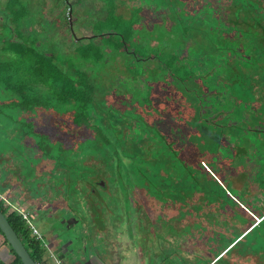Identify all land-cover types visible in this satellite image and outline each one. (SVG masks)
Here are the masks:
<instances>
[{"label": "flooded vegetation", "instance_id": "af4514ba", "mask_svg": "<svg viewBox=\"0 0 264 264\" xmlns=\"http://www.w3.org/2000/svg\"><path fill=\"white\" fill-rule=\"evenodd\" d=\"M8 1L7 3L5 2L4 8H0V15L2 16L0 26L4 23L7 27L5 34L0 36V66L11 63V59L17 57L15 50L10 48L11 43L32 42L33 46L40 48L45 54L54 56L53 60L57 62L55 57L57 58L59 49L64 53L70 54L76 43L81 41L86 42L91 38L99 40L101 35L107 33L104 30L98 32L94 28L95 22L93 24L87 23L86 20L80 18L86 14L87 2L82 4L80 0H49L50 4L46 5L45 0H37L36 4H34L35 7H33L31 5L32 2L27 0L26 5L29 8V13L24 14L23 17L16 21L14 19L13 9L6 7ZM100 1L102 3L97 7L95 2L90 0L92 5L90 9L91 15L95 16L96 12L107 7L105 0ZM110 1L112 2L111 6L114 13L124 18H130L137 11L140 17L139 23L135 24V28H141L142 25L148 30L147 26L143 25L145 9L136 6L132 9L131 14L125 17L116 12V0ZM259 1L264 17V0ZM59 2L65 3L67 10L64 12L61 11L58 7ZM76 4H82L84 6L81 16L75 14L74 7ZM234 10L235 8L230 5V18L235 19L233 16ZM155 19L159 20L160 18L156 17ZM165 19L172 26L173 22L171 21L170 12L169 16ZM237 21L241 22V25L243 23V26L253 25V29L257 33L248 36L245 33L238 34L240 39L238 40L239 47L237 49L240 55L238 56L236 53L230 52V85L234 83L243 88L245 86L244 84H246L251 90L250 93H253L256 101L253 100L250 104L252 108L251 114L257 120L255 124L246 120L243 123L245 124L244 130L247 129L252 133L258 134V132L264 130V112L256 110L259 107V101L264 103V18H262L261 23H255L251 18L250 20L247 18L244 22L238 18ZM32 24L33 26H31ZM35 24L40 28L37 29ZM77 24L86 27L88 33L77 35ZM155 24L157 23L153 24V29ZM164 30L169 32L167 39L158 40L159 38L156 37L140 39L143 45L151 48L147 54L135 55L131 53L133 50L124 51L127 56V62L130 64L129 67L133 70L139 67L141 70L135 73L132 76L133 78L128 76L130 73L126 70L127 66L124 67L125 62L121 54L114 55L110 65L100 72V88H94L99 96L98 99L102 100L99 104L101 117L98 121H96L92 114L86 117L83 116L76 121L73 113L66 112L60 114L53 109H36V113L32 115L31 129L34 132L45 134L50 139L56 137L65 147L75 149L80 143L89 144L91 141H94L99 147H103L101 150L95 151L98 153L93 154V152L91 154L88 151V153L80 154L77 159L72 160L70 164L72 166L75 165L72 167L74 170L72 176L68 174L66 168L63 170L64 173L66 172L65 174L58 175L59 171H62V167L57 166L54 173L42 167L37 161L41 156H38L37 151L34 149L33 139L26 135L24 126L19 122L7 120L4 112L0 113V152L8 150L14 143L21 148L25 146L30 151L29 156L27 155L28 157H20L17 169L8 168L5 165H1L3 161L0 162V182L10 179V173H15L16 182L22 181L23 179L26 181L34 180L37 176L38 179H43L45 182H48L49 184L47 183V185L50 188L55 187V185H61L59 189L55 190V199L51 204V209H54L57 215L47 217L48 223H51V219H55L56 221L52 225H49L50 227L47 232H43L37 226L39 215L34 214L27 206H24L21 200L13 199L5 191V186L0 187V195L4 197V199L0 198V210L9 224L12 226L8 220L11 214L19 215L21 220H23V227L28 231V234H26L29 238L39 242V247L43 252L41 258L35 260L22 240L23 234L18 233L12 226L36 264H46L52 262V260L57 261L59 264H64L62 257L64 246L62 244H68L71 241L72 243L68 245L75 247L74 249L77 250L81 246L79 243L84 234L98 232L100 234L103 233L102 238H104L105 233L108 238H111L112 234L103 231V223L98 219V214L95 213L93 217L88 216L84 211L85 206L90 210L94 209V206L105 205L108 203V200H111L116 205L115 215L122 213L125 217H128V214L132 212V202L134 199L142 200L150 204V206L148 205L149 212L155 218L160 217L162 213L160 211L162 209L166 211L175 209L178 212L177 216L184 218L189 215L196 217L201 212L215 208V205H222L219 208H221L220 212L223 213L230 210L235 203H238L248 214L246 228L242 233L238 234V237L229 246L217 254V256H220L221 253H224V255L231 253L235 245L236 247L240 245L244 247L248 254L264 259V181L260 183L253 179L252 183L247 182L246 174L249 167L245 162H243L244 164L240 162V166L238 167L242 172H239V170L237 173L230 172V151L235 153L234 147L237 150L242 145L246 147V144L242 140L231 139L230 135L223 134L224 127L233 126L236 128L240 127L241 124L230 121L228 111L223 110V108L220 111L211 102L201 105L200 100L197 98V95L201 94L204 96L203 99L205 101L212 100L214 102L222 99V96L226 93L230 94V88L225 86L219 91L218 88L200 87L202 79L211 75V70L201 71L195 78L187 77L183 81L179 78V83H176L172 76L164 75L163 77L161 74L154 80L156 75L153 77L150 76L148 68L161 70L158 65L160 59L157 54L162 55L161 53H163V59L173 52L181 63L187 64L190 59L189 49L191 47L194 46L196 48L207 45V41L201 35H197L194 39L189 38L188 40H184L179 36L174 37L171 28H164ZM245 43L247 47L243 46ZM180 62L177 61V63ZM123 69L125 72H123ZM195 72L198 73V71ZM121 78L124 80L127 78L125 81L128 85L139 84L142 86L133 89L136 93L131 96L129 91L132 87L129 90L125 89L123 87L124 84L121 83ZM219 79H222V76ZM193 80L195 82H192ZM188 83L191 85L188 86ZM138 91L141 93L138 94ZM7 93V90L0 86V95L6 97ZM153 94H155V97ZM169 95L177 97L173 111L168 114L160 113L159 108L155 107V101L163 103L164 101L161 97L167 98ZM244 100H236L234 95L230 94V106L227 109L231 111V107L239 106L243 102L247 105V101ZM6 101L0 102V109H3V105L4 111H7L5 110L4 104ZM188 102L191 103L188 104ZM191 104L192 109L187 113L186 108ZM124 109H128L131 112L133 115L132 118H123ZM248 112L250 111L246 108L240 110V113L244 116ZM172 114H175L176 119L173 118ZM218 116L223 117L227 123L218 125L215 122ZM161 123L169 125L167 132L161 128ZM187 123L190 125L191 123H195L197 125V132L192 138L196 145L193 152L203 165L204 161L199 152L200 150L202 153L209 152V161H214L216 166L211 169L207 168V170L216 183L220 185V188L216 187L215 190L210 188L207 184L209 179L207 180L205 177L206 182L205 184L203 182V184L201 183L198 191L195 193H186L184 189L180 188V199L175 200L174 197L171 198L165 193L173 190V187L168 184L169 181L173 185L178 184L179 179L176 178V171L166 167H154V158L152 157V153L149 152V148L153 140L157 138L154 135V131H158L164 136L177 137V135L184 133ZM144 124L151 130H142V127H145ZM176 125H179V127L173 131L172 129ZM152 128H154V131H152ZM110 129L112 130L111 133L108 131ZM9 131L13 132L14 135L9 137ZM184 138L188 141V138L185 136ZM107 141L111 142L109 146H107ZM138 145H141L143 152L139 151ZM225 145L229 149L225 150ZM18 146L16 147L18 148ZM211 148H213V151H209ZM247 148L248 146L246 150ZM139 156L147 159V161L138 162ZM219 164L222 168L218 167ZM57 170L59 171L57 172ZM139 170L150 174L149 181L145 179L147 184L142 183V179L140 178L142 174ZM217 171H220V176ZM237 175L242 176L244 179V183L241 186L235 185L232 181L233 177ZM220 177H222L221 180L219 179ZM150 179L155 180L154 185ZM223 179H225L226 183H223ZM17 188H20V186H17ZM173 191L176 192V190ZM261 191H263L262 196L260 195ZM138 192L143 193L142 198H137ZM86 194L89 197H86ZM157 195L161 196L162 199H158ZM255 195H259V197ZM253 196H255L253 202L256 205L249 200V197ZM90 200L94 201V205H91ZM23 214H25L28 222L35 227L42 240L29 229ZM116 217L120 218V216ZM108 220L110 221L111 219L108 218ZM79 223L81 224V229L78 233L71 235V230L75 229L74 227ZM93 224L96 225V230L90 232ZM250 225L254 226L250 227ZM0 235L7 243L9 252L13 256L12 261L9 263L0 262V264H23L20 257L5 239L1 230ZM61 237H64V239L59 244L58 240H61ZM247 239L250 240L246 242L245 240ZM212 240L213 238L210 237L209 241ZM55 241L58 242L57 246L53 245ZM239 241L240 243L237 244ZM210 264H213V261Z\"/></svg>", "mask_w": 264, "mask_h": 264}, {"label": "trees", "instance_id": "16d2710c", "mask_svg": "<svg viewBox=\"0 0 264 264\" xmlns=\"http://www.w3.org/2000/svg\"><path fill=\"white\" fill-rule=\"evenodd\" d=\"M17 1L9 0L7 4V7L13 9L16 21L24 15V12L17 8ZM211 2L212 0H210ZM230 5L235 8L233 11L235 19L230 18ZM24 8L25 14H28L29 8L27 5ZM261 11L262 6L259 0H220L219 11L213 7L211 11L204 10L202 13L198 12L195 14L190 10L181 13H177L174 10L170 11L171 21L173 22L171 31L174 37L179 36L181 39L188 40L201 35L207 41V45L204 47H191L189 49L190 59L187 64L181 63L173 52L163 59V53H161L162 55L157 54L160 59L158 65L161 70L148 68L150 76L156 75L154 79L156 80L160 74L163 77L164 75H169L173 77L176 83H179V78L183 81L187 77H197L201 71L211 70V75L202 79L200 87L218 88L219 91L225 86L230 88V52L240 55L237 49L239 47L238 40L240 39L238 34L245 33L248 36L257 33L253 29V25L243 26V23L241 25V22L237 21V19L240 18L244 22L247 18L249 20L251 18L255 23H261L262 18H264ZM100 15L99 20L94 24V28L98 32L104 30L107 33L101 35L99 40L91 38L86 42L76 43L70 54L64 53L59 49L57 58L55 57L57 62L53 60L54 56L45 54L40 48L33 46L32 42H16L11 43L10 48L15 50L17 57L12 58L11 63L0 66V86L7 90L6 97L10 98L4 103L7 111H4V106L2 105L3 109H0V113L4 112L7 120L19 122L24 126L26 135L33 139L34 149L37 151L38 156H41L40 159H37L39 164L49 169L52 173L55 172L57 166L62 167V171L57 170V172L59 171L58 175L65 174L66 172L64 173L63 170L66 168L68 174L72 176L74 174L72 167L75 166L70 164L72 160L77 159L80 154L88 153V151L91 154L93 152V154L98 153L95 151L101 150L103 147L101 148L94 141H91L89 144L80 143L74 149L65 147L56 137L50 139L45 134L34 132L31 129V117L36 113V109H53L60 114L70 112L73 113L76 121L83 116L86 117L92 114L98 121L101 117L99 104L102 100L98 99L99 96L94 88H100V72L110 65L114 55L121 54L125 62L124 67L127 66L126 70L130 73L128 76L133 78L132 76L141 70L139 67L134 70L129 67L130 64L127 62V56L124 51L133 50L132 54L145 55L151 48L143 45L140 39L157 38L144 27L135 28V24L139 23L140 17L137 11L130 18H124L116 15L111 4L107 3V7L105 9L102 8ZM243 46L247 47L246 43ZM177 61L180 63H177ZM195 71H198V73ZM123 72H125L124 69ZM221 76L222 79H219ZM125 80H121V83L124 84L123 87L127 90L132 87V91L130 90L129 92L131 96L135 95L136 92L133 89L142 85H128ZM192 82L195 81L193 80ZM140 93L138 91V94ZM197 98L200 100L201 105L211 102L219 110L222 109V104L230 103V94L228 93L215 102L205 101L203 99L204 96L201 94H198ZM190 103L188 102V104ZM229 106L230 104L225 106V108ZM186 109L187 113L190 112L192 104L187 106ZM172 115L176 119L175 114ZM132 116L128 109L123 110V118L129 119ZM200 118L202 119V117ZM224 123L227 122L224 121ZM186 125L184 133L177 135L176 139H172L167 135L164 136L152 128L157 138L153 140L149 148V152L152 153L154 158V167H166L176 171V178L179 179L178 184L173 185L171 181L168 182L176 192L172 190L165 193L171 198L174 197L175 200L180 199V188L184 189L186 193L198 191L201 183L205 184V177L207 180L209 179L207 184L213 190L220 186L208 170L205 169V163H207L208 169L216 166L214 161H209L208 151L202 153L200 150L199 152L204 165L193 151L191 155L186 154L185 145L192 144L194 146L193 150L195 149L196 145L192 138L197 132L195 123H191V125L187 123ZM142 130L151 129L145 126L142 127ZM108 131L111 133L112 130ZM184 136L188 138V141L185 140ZM109 143L111 142L107 141V146H109ZM138 146L139 151L143 152L141 145ZM196 149L198 150V148ZM227 149H229L228 146L225 147V150ZM209 151H213V148L209 149ZM144 161H147V159L139 156L138 162ZM218 167L222 168L220 164ZM139 172L142 174L140 176L142 183L147 184L146 180L149 181L150 174L141 170ZM217 172L220 176V171ZM221 178L219 179L221 180ZM150 181L153 185L155 184V180L150 179ZM223 183H226L225 179H223ZM225 196L228 198L226 194ZM157 197L160 200L162 199L159 195ZM8 220L18 233L23 234L22 240L31 256L35 260L40 259L43 251L39 247V242L29 238L27 235L28 231L23 227V220H21L20 216L11 214Z\"/></svg>", "mask_w": 264, "mask_h": 264}, {"label": "rangeland", "instance_id": "374dc122", "mask_svg": "<svg viewBox=\"0 0 264 264\" xmlns=\"http://www.w3.org/2000/svg\"><path fill=\"white\" fill-rule=\"evenodd\" d=\"M7 1L8 0H0V8H4V4L5 2L7 3ZM26 1L27 0L17 1V8L22 10L24 14ZM30 1L32 2L31 5L35 7L34 4H36L37 0ZM80 1L82 4L87 2L86 14L82 15L84 10L82 4L75 5V14L78 16L82 15L80 18L86 20L87 23L93 24L97 22L101 16L100 11L96 12V14L94 13L95 16L91 15L90 9L92 5L90 0ZM93 1L97 7L102 3L100 0ZM105 1L106 4L112 3L110 0ZM44 2L46 5L50 4L49 0H45ZM115 4L116 12L125 17H128L132 9L136 7V5H129L127 0H116ZM58 7L63 12L67 10L66 4L63 2H59ZM1 21L2 16L0 15V23ZM31 26H33V24ZM35 26L37 25L35 24ZM77 26V35L88 33L86 27L80 24H77ZM39 28L40 27L37 26V29ZM164 28H168L167 25L157 23L151 32L154 36L159 38L158 40L167 39L169 32L165 31ZM6 30L7 27L2 23V26H0V36L4 35ZM187 85L190 86L191 84L188 83ZM244 85L245 86L242 88L239 87L238 84L233 83L230 85V94L234 95L236 100L245 99L247 105L243 102V104L239 106L231 107L232 109L229 111L225 106H228L230 103L222 104L223 110L228 111V118L230 121L240 123L241 126L236 128L233 126L224 127L223 134L230 135L231 139L235 138L239 141L242 140L245 142L246 147L248 146L247 150L246 147L242 145L237 148V150L234 147L235 153L230 151V172L237 173L238 170L242 172L238 167L240 166V162H245L249 167L246 174V181L252 183L254 179L256 182L261 183L264 181V130L258 132V134L252 133L247 129L244 130L245 124L243 121L246 120L255 124L257 120L256 117L251 114L252 108L250 106L251 102L256 100L254 99L253 93H250L251 90L248 85ZM259 103V107L257 106L258 109L256 108V110L264 112V103L262 101H259ZM242 108H246L250 112L244 116L240 113ZM213 114L215 113L213 112ZM224 120L223 117L218 116L215 122L218 125H223ZM8 133L9 137L14 135L13 132L9 131ZM15 145L14 143L8 150L0 152V162L3 161L1 165H5L11 169H17L20 157H25L30 154V151L25 146L21 148L16 145L18 146L17 148ZM244 158L245 160H243ZM2 169H4V167H2ZM10 175V179L0 182V187L5 186V191H7L13 199L21 200L24 206H27L34 214L39 215L37 226L43 232H47L50 227L49 225H52V223L56 221L55 219H51V223H48L47 217L57 215L54 209H51V204L55 199V190L59 189L61 185H55V187L50 188L47 185L48 182H45L43 179H38L37 176L34 180L31 179L26 181L23 179L22 181L16 182V174L10 173ZM232 181L237 186H241L244 183V179L240 175L233 177ZM17 186H20V188H17ZM17 190H19V192H17ZM262 194L263 191H261L260 195L262 196ZM255 196L259 197V195ZM255 196L249 197L252 203H254L253 199ZM86 197L89 196L86 194ZM89 202L91 205H94V201L90 200ZM132 204L133 209H131V214H128L129 218L125 217L122 213L115 215L116 205H114L111 200H108V203L105 205H97L94 206V209L90 210L85 206L84 211L91 217H93L95 213L98 214V219L103 223V231L109 234L115 233V237L113 238L122 250L125 251L131 248L141 253V256L138 258L140 263H144L143 255H146L145 262L147 264H210L212 260L209 255L205 253L204 247L202 246H206V248L210 250L211 257H216L217 254L229 246V244L238 237V234L242 233L246 228V218L248 216L238 203H235L230 210L223 213L220 212L221 208H219L222 207V205H215V208L201 212V214L196 217H194V215H189L184 218L178 217V212L175 209L171 211L162 209L160 211L162 212L160 217L155 218V216H152L149 212L148 205L150 206V204L136 199H134ZM116 216H120V218ZM108 218L111 220L109 221ZM95 226V224L92 225L93 228H91L90 232L96 230ZM74 228L75 229L71 230V235L79 232L81 224H77ZM210 237L213 238L212 241H209ZM249 240L250 239H247L245 241L248 242ZM239 243L240 241L237 244ZM214 264H264V259L248 254L244 247L240 245L236 247L235 245L231 253H226Z\"/></svg>", "mask_w": 264, "mask_h": 264}, {"label": "crops", "instance_id": "0c3cea01", "mask_svg": "<svg viewBox=\"0 0 264 264\" xmlns=\"http://www.w3.org/2000/svg\"><path fill=\"white\" fill-rule=\"evenodd\" d=\"M102 235L103 233L98 232L84 234L79 243L81 246L77 249L81 251L80 253H77L75 247L68 245L72 243L71 241L68 244H62L64 246L61 245L63 247L64 264H146V255H143L144 263H140L138 258L141 253L131 248L125 251L122 250L113 238L115 233L112 234L111 238H108L105 233L104 238H102ZM62 239L64 237L58 240L59 244ZM57 243L55 241L53 245L57 246ZM12 259L13 256L9 252V247L0 235V262L9 263Z\"/></svg>", "mask_w": 264, "mask_h": 264}, {"label": "snow or ice", "instance_id": "6c2138e0", "mask_svg": "<svg viewBox=\"0 0 264 264\" xmlns=\"http://www.w3.org/2000/svg\"><path fill=\"white\" fill-rule=\"evenodd\" d=\"M129 5H136L137 7L145 9L144 11V21L143 25H146L148 30H153V24L159 23L161 25H167V27L170 29L171 24L168 23V21L165 19L169 16V12L174 10L177 13L191 11L192 13H202L204 10L211 11L213 7L219 11L220 8V0H212L210 3V0H127ZM159 17V20H156L155 18ZM141 27H143L141 25ZM155 97V94H153ZM10 98L4 97L0 95V102L6 101ZM161 99L164 101L163 103H160L159 101H155V107L159 108L160 113L168 114L173 111V106L176 103L177 97L169 95L167 98L161 97ZM147 103V101H146ZM179 127V125H176L173 127V131L176 130V128ZM161 128L167 132L169 129V125L166 123H161ZM172 139H176V137H171ZM179 146V145H178ZM193 145L188 144L185 145L184 148L186 150V154L191 155L193 151ZM207 163H205V169H207ZM143 193L138 192L137 198H142ZM254 225H250L252 227ZM204 247V251L206 254L209 255L210 259L213 261V264L215 261L219 260L221 256L224 255V253H221L220 256L211 257L210 250Z\"/></svg>", "mask_w": 264, "mask_h": 264}, {"label": "water", "instance_id": "95a60500", "mask_svg": "<svg viewBox=\"0 0 264 264\" xmlns=\"http://www.w3.org/2000/svg\"><path fill=\"white\" fill-rule=\"evenodd\" d=\"M0 230L4 234L5 239L7 242L11 245V247L14 249L15 253L20 257L23 264H36L34 260L31 258L30 254L24 247L21 239L15 232V230L12 228V226L7 221L6 217L0 210ZM77 253H80L81 251L76 250Z\"/></svg>", "mask_w": 264, "mask_h": 264}, {"label": "built area", "instance_id": "2783aa9c", "mask_svg": "<svg viewBox=\"0 0 264 264\" xmlns=\"http://www.w3.org/2000/svg\"><path fill=\"white\" fill-rule=\"evenodd\" d=\"M0 198H1V199H4V197H2L1 195H0ZM23 217H24V220L26 221V223H27L29 229H30L34 234H36V235L38 236V238H40V237H39V234L37 233V231H36V229H35V227H34L30 222H28V220H27L25 214H23ZM40 240H42V239L40 238ZM46 264H59V263H58L57 261H55V260H52V262H49V263H46Z\"/></svg>", "mask_w": 264, "mask_h": 264}]
</instances>
